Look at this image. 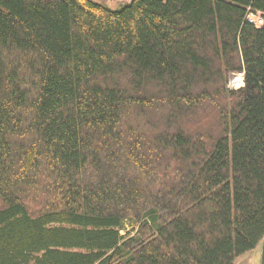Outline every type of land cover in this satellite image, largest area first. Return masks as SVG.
Instances as JSON below:
<instances>
[{
	"label": "trees",
	"instance_id": "trees-1",
	"mask_svg": "<svg viewBox=\"0 0 264 264\" xmlns=\"http://www.w3.org/2000/svg\"><path fill=\"white\" fill-rule=\"evenodd\" d=\"M251 13L264 19V0H0V264H234L255 250L264 23Z\"/></svg>",
	"mask_w": 264,
	"mask_h": 264
},
{
	"label": "rangeland",
	"instance_id": "rangeland-1",
	"mask_svg": "<svg viewBox=\"0 0 264 264\" xmlns=\"http://www.w3.org/2000/svg\"><path fill=\"white\" fill-rule=\"evenodd\" d=\"M99 1L106 2L112 7L119 6L118 2H113V1H108V0H99ZM244 78H245V76L243 73H237V74L231 75L230 80H229V84H228V88L229 89H239V88L243 87L245 84ZM199 113L203 114L202 111ZM201 114H199L200 119L202 116ZM210 114L211 113L209 112L208 117L210 116ZM125 226H126V230H124L122 232L123 234H126L127 231H132L133 226L130 223H126ZM258 252H259V248L255 249L251 252L245 253V254L239 256L235 260L234 264H258V262H257V260L259 259V253Z\"/></svg>",
	"mask_w": 264,
	"mask_h": 264
},
{
	"label": "built area",
	"instance_id": "built-area-1",
	"mask_svg": "<svg viewBox=\"0 0 264 264\" xmlns=\"http://www.w3.org/2000/svg\"><path fill=\"white\" fill-rule=\"evenodd\" d=\"M108 1H113V2H118V3H125V2H128L130 0H108ZM248 20L250 22L255 23L256 26H261L264 23V19H263L261 13H257V14L251 13L248 16Z\"/></svg>",
	"mask_w": 264,
	"mask_h": 264
},
{
	"label": "water",
	"instance_id": "water-1",
	"mask_svg": "<svg viewBox=\"0 0 264 264\" xmlns=\"http://www.w3.org/2000/svg\"><path fill=\"white\" fill-rule=\"evenodd\" d=\"M261 264H264V239L262 240L260 247Z\"/></svg>",
	"mask_w": 264,
	"mask_h": 264
},
{
	"label": "flooded vegetation",
	"instance_id": "flooded-vegetation-1",
	"mask_svg": "<svg viewBox=\"0 0 264 264\" xmlns=\"http://www.w3.org/2000/svg\"><path fill=\"white\" fill-rule=\"evenodd\" d=\"M262 243V242H261ZM261 243L259 244V246L257 248H259V259L257 260L258 264H261V255H260V247H261ZM256 248V249H257Z\"/></svg>",
	"mask_w": 264,
	"mask_h": 264
}]
</instances>
